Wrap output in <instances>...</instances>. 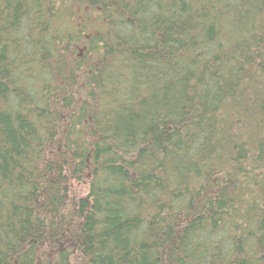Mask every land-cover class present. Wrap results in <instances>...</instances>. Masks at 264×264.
Instances as JSON below:
<instances>
[{"label": "trees", "instance_id": "16d2710c", "mask_svg": "<svg viewBox=\"0 0 264 264\" xmlns=\"http://www.w3.org/2000/svg\"><path fill=\"white\" fill-rule=\"evenodd\" d=\"M0 264H264V0H0Z\"/></svg>", "mask_w": 264, "mask_h": 264}]
</instances>
